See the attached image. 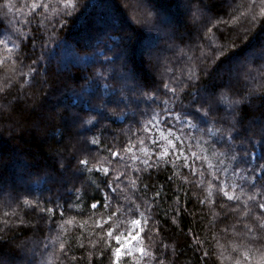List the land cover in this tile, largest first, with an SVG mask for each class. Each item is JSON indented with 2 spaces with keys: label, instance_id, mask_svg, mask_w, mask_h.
Masks as SVG:
<instances>
[{
  "label": "trees",
  "instance_id": "1",
  "mask_svg": "<svg viewBox=\"0 0 264 264\" xmlns=\"http://www.w3.org/2000/svg\"><path fill=\"white\" fill-rule=\"evenodd\" d=\"M13 2L19 4L20 0ZM137 3L138 0H78L73 18H65V27L44 49L45 59L34 78L25 83V77L11 73L7 63L0 66V87H4L10 76H15L11 84L0 92V176L3 177L0 182V259L6 264H20L25 252L31 255V247L36 253L37 264H88L89 259L91 264H110L109 255L88 257L90 245L86 244L82 249L76 244L81 232L87 240L94 228L95 218L88 219L90 204L93 197L100 199V193L89 182L95 180L99 183L98 176L85 173L75 179V186L80 187L84 195L83 214H80V209L65 212V219L76 216L77 223L74 226L65 225L69 229L67 234L47 251L43 245L59 234V213L51 221L41 219L44 214L22 203L25 197L30 200L39 198L42 207H49L50 197L64 194L63 180L68 174L62 177L61 165L66 164L64 157L80 154L84 140L102 132L105 148L113 147L115 150L118 146L122 149L127 142L131 118L118 119L124 107L122 104L119 107L115 103L108 104L111 119L107 120H101L96 111L89 110V102L100 106L102 101L115 99L111 88L104 89L92 83L99 80V72L106 70L109 77L107 83L113 88H122L125 83L123 74L130 73L149 85L151 90L162 87L163 82L171 81L173 76L182 78L190 66L210 73L202 76L201 92L205 82L215 84L223 79L229 83L230 73L239 77L230 81L234 94L242 95L256 89V94L261 95L264 91V62L261 58L264 56L261 51V45H264V16L259 13V0L253 8L257 17L254 23L249 18L251 14L246 15L252 0H204L208 8L195 20L192 18L195 4L190 9L189 0L185 4L187 18L183 15L184 8L178 9L183 0H151L147 7L154 18L162 22L163 15L168 20L174 17V27L145 25L143 15L136 10ZM233 17H239V22ZM18 19L22 24V16L0 12V38L11 34L10 30L16 27ZM35 24L33 20L29 33L37 37L34 55L30 39L17 41L25 53L26 64L31 62L29 56L36 59L40 55V34L36 32ZM13 39L16 37L13 36ZM173 43L174 46L170 47ZM147 45L148 49L145 47L144 51L143 46ZM201 45L205 50L222 46L225 56L230 59L220 57L213 63L212 53L209 52L208 59L201 64L195 59L199 56ZM153 51L156 58H148ZM104 56L115 63L104 62ZM125 64L127 66L123 67ZM20 71L27 72V67ZM177 95L185 103L190 99V96L182 95L181 88L177 89ZM237 113L238 130L241 132V136L236 137L237 143L243 136L259 139L264 128V101L255 98L243 100ZM72 116H79L80 119L72 121ZM90 116H96L100 123L94 127L85 124ZM214 116H228L224 105ZM101 154L108 155L107 152ZM109 159L112 158L109 156ZM118 160L117 157L113 164H117ZM169 174L170 169L162 170L159 175L153 173L151 180L143 181L164 184L167 193L158 201L152 214L159 231L151 233L155 242L151 251L163 259L164 264H232L229 259L233 255L232 243H239L240 240L231 231L224 233L222 230L226 225H233L239 216V213L229 211L233 202L217 196L214 205H201L199 200L207 196L206 184L197 188L179 176L170 184L166 179ZM183 175L188 176L189 181H195V177L187 171ZM174 188H182L180 202H187V207L181 208L178 213L175 212ZM29 190L31 195H28ZM151 194L150 191L148 195ZM102 211L98 209L97 214ZM253 211H256L254 207ZM12 212L16 215L5 216V213ZM5 219L9 220L7 226L3 223ZM20 220L24 222L20 223ZM80 221H87L84 228L79 227ZM236 227L240 232V225ZM190 229L204 240L203 245L191 239ZM92 239H96L94 234ZM67 241L72 242L69 259H58L59 243ZM217 242L224 248H220ZM145 243H149L147 238ZM103 247L101 243L97 252ZM205 250L209 252L207 257L203 256ZM53 252L56 254L53 255ZM72 256L80 259L73 262Z\"/></svg>",
  "mask_w": 264,
  "mask_h": 264
},
{
  "label": "snow or ice",
  "instance_id": "2",
  "mask_svg": "<svg viewBox=\"0 0 264 264\" xmlns=\"http://www.w3.org/2000/svg\"><path fill=\"white\" fill-rule=\"evenodd\" d=\"M150 2L151 0H138L136 5V10L143 15V23L166 27L148 9ZM194 4L192 18L195 20L208 6L204 4V0H189L188 7L191 9ZM259 4V13L264 16V0H259ZM255 5L256 0H252V6L246 13L251 14L249 18L253 23L257 19L253 12ZM77 7L78 0H20L19 4L13 0H0V12L4 15L15 13L23 17V23L18 19L16 27L10 30V35L0 38V66L7 63L11 73L25 77V83L34 78L45 59L44 49L48 48L49 43L65 27V18H73ZM239 19L233 17L236 22ZM33 20L36 21V32L40 34V55L36 59L29 56L31 62L26 64L25 53L21 43L17 41L30 39L33 55L35 54L37 37L35 34L29 35ZM173 35L175 37V33ZM173 46L174 43L170 45ZM261 51L264 52V45H261ZM209 52L212 53L213 63L220 57L230 59L225 56L222 46L205 50L201 45L196 61L204 63ZM104 62L115 63L107 56H104ZM126 66L125 64L123 67ZM24 67H27V72L20 71ZM168 71L171 72L172 69L169 68ZM207 75H210L207 70L189 66L182 78L173 76L171 81L163 82L162 87L149 90L150 86L135 74L124 73V86L113 88L107 83L109 77L106 70L98 73L99 80H93L92 83L99 84L104 89L111 88L115 99L102 101L100 106L89 102V110L96 111L101 120H107L111 119L108 104L115 103L117 107L122 104L124 107L118 119L131 118L127 142L122 149L118 146L115 150L113 147L105 148L102 143L103 133L98 132L83 141L79 155L64 157L66 164L61 165V175L64 177L65 173L68 174L63 180L64 194L50 197L51 206L42 207L39 198L23 199V205L44 214L41 219L51 221L57 212L61 217V222L57 224L59 234L52 236L49 243L43 245L45 251L49 247L54 248L57 241L67 234L69 229L65 225L74 226L77 223L76 216L64 218L66 211L80 209V214H83L84 195L74 181L78 176L89 173L100 178L99 183L95 180L89 182L100 193V199L93 197L90 204L91 215L88 219L95 218L93 231L89 232L87 240L81 232L76 244L82 249L86 244L90 245L88 257L109 255L110 264H164L163 259L151 251L155 243L151 233L159 231L152 214L158 201L167 194L165 185L143 181L151 180L153 173L159 175L162 170L170 169L171 174L166 177L170 184L179 176L184 182L194 184L197 188L207 185V196L199 200L201 205H214L217 196L233 202L229 211L239 213V216L233 225H226L222 230L224 233L231 231L240 240L239 243H232L233 255L229 257L232 264H264V128L261 129L259 139L243 136L239 143L236 141V137L241 136L236 119L237 109L243 100L255 98L264 101V91L261 95L256 94V89H250L242 95L234 94L230 81L239 77L230 73L229 83H225L223 79L215 84L205 82L204 91L201 92L199 85L202 76ZM14 78L15 76H10L4 87L10 85ZM4 87H0V92L4 91ZM178 88H181L182 95L190 96L187 103L177 95ZM185 89L191 91H184ZM221 105H224L228 116H214ZM79 119V116L70 117L72 121ZM84 123L94 127L100 120L96 116H90ZM86 130L91 131V128ZM102 152H107L108 155H102ZM117 157L119 160L114 165L113 160ZM185 171L195 177V181H189L188 176L183 175ZM2 181L3 177L0 176V182ZM150 191L151 196L148 195ZM181 193L182 188H174L173 199L177 213L181 208L187 207L186 201L184 204L180 202ZM28 195H31L30 190ZM98 209H103L99 215ZM9 215L15 216L16 213H5L6 217ZM3 223L7 226L9 220L5 219ZM85 223L87 221H80L79 227L84 228ZM105 225H108L107 228ZM236 225H240V232H237ZM95 229L100 231L96 232ZM93 234L96 239H92ZM189 236L198 245L204 244V240L193 234L191 229ZM146 238L149 241L147 244ZM71 243H59L58 259H69ZM101 243L104 247L97 252ZM217 243L220 248H224ZM164 247L167 248V245ZM208 255L209 252L205 250L203 256ZM221 256L223 258V253ZM78 259L80 258L76 256L71 257L73 262ZM0 264H6V261L0 259ZM20 264H37L35 251H31V255L25 252L20 258ZM88 264H91L90 259Z\"/></svg>",
  "mask_w": 264,
  "mask_h": 264
},
{
  "label": "rangeland",
  "instance_id": "3",
  "mask_svg": "<svg viewBox=\"0 0 264 264\" xmlns=\"http://www.w3.org/2000/svg\"><path fill=\"white\" fill-rule=\"evenodd\" d=\"M186 2H187V0H183V3H182V5H181V7H179L178 6V9H183L184 8V13H183V15H184V18L187 16V13L185 12V10H186ZM136 4V3H135ZM180 11V10H179ZM193 11H194V9H193ZM183 12V11H182ZM193 14V13H192ZM163 17V20H162V23L165 25V26H172V27H174V21H175V18L174 17H171L169 20L168 19H166V17L163 15L162 16ZM187 18V17H186ZM150 43V42H149ZM149 43H148V45H149ZM148 45L147 46H143V49H144V51H145V47H147V49H148ZM150 46V45H149ZM152 46V45H151ZM150 49H152L151 47H150ZM151 51V50H150ZM149 55V57L148 58H151V59H153V58H156L155 57V51H153V52H151V53H149L148 54ZM262 58V61L264 62V56L263 57H261ZM264 66V65H263ZM32 251V247L31 248H29V252H31Z\"/></svg>",
  "mask_w": 264,
  "mask_h": 264
}]
</instances>
